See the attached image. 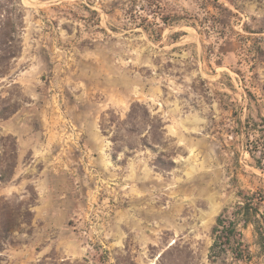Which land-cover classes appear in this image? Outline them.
Returning a JSON list of instances; mask_svg holds the SVG:
<instances>
[{"label": "rangeland", "instance_id": "rangeland-1", "mask_svg": "<svg viewBox=\"0 0 264 264\" xmlns=\"http://www.w3.org/2000/svg\"><path fill=\"white\" fill-rule=\"evenodd\" d=\"M261 119L264 0H0V264H210Z\"/></svg>", "mask_w": 264, "mask_h": 264}, {"label": "trees", "instance_id": "trees-1", "mask_svg": "<svg viewBox=\"0 0 264 264\" xmlns=\"http://www.w3.org/2000/svg\"><path fill=\"white\" fill-rule=\"evenodd\" d=\"M150 3L151 2H149V5H151ZM150 12L153 14V17L160 16V20L164 25L170 24V19H167L165 15H158V13L152 9H150ZM176 17V21H180L179 17L175 16V18ZM239 126L241 129H246V134L248 136V153L253 157L254 153L249 149V130L251 126L249 122L242 123V121H240ZM253 129L259 132V143H262V147L260 148H263L260 151L261 157L257 160L255 166L263 170L264 119H261L260 123L253 125ZM255 148L259 150V146ZM237 195L239 197V202H237L233 210L229 207L225 208L212 228L211 236L213 244L208 255L210 264H251L253 261V254L250 246L244 239V231L251 226L257 237V245L260 248V253H264V192L250 194L243 190H239ZM3 216V212L0 209V235L6 238V235L9 234L15 226V220L11 218L12 214L11 216L5 215L6 219H4Z\"/></svg>", "mask_w": 264, "mask_h": 264}]
</instances>
